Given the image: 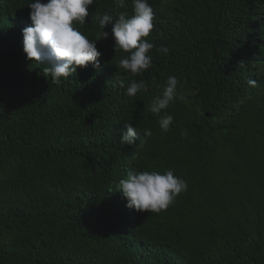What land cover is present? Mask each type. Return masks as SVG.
<instances>
[{
    "label": "trees",
    "instance_id": "obj_1",
    "mask_svg": "<svg viewBox=\"0 0 264 264\" xmlns=\"http://www.w3.org/2000/svg\"><path fill=\"white\" fill-rule=\"evenodd\" d=\"M28 2L0 0V264H264V0H148L156 47L139 75L97 19L132 0H94L73 27L98 40L100 67L60 84L22 50ZM169 76L185 99L162 132L149 106ZM133 80L145 88L129 97ZM133 170H172L187 189L135 211L117 190Z\"/></svg>",
    "mask_w": 264,
    "mask_h": 264
},
{
    "label": "clouds",
    "instance_id": "obj_2",
    "mask_svg": "<svg viewBox=\"0 0 264 264\" xmlns=\"http://www.w3.org/2000/svg\"><path fill=\"white\" fill-rule=\"evenodd\" d=\"M94 0H29V19L31 26L22 29V50L26 59L45 65L43 73L51 77V82L60 84L61 78H68L77 72V68L89 65L99 69V57L102 53L97 49L98 40H90L78 29L73 27V21L83 25L89 16V6ZM118 9L126 7V0H114ZM153 8L148 0H132V14L122 11L117 18L104 13L98 16L100 39H113L114 50L119 48L130 53L120 59L119 67L125 72L139 75L151 67L152 57L147 55L154 47L148 37L153 29ZM110 25V32L103 31ZM156 51L168 54L167 46H160ZM244 67V63H239ZM116 84L125 88L123 78H118ZM179 81L175 76H169L163 87V92L153 98L149 111L158 117L159 128L168 132L174 117L171 114L160 115L176 99L184 100L183 94H178ZM252 88L258 87V82L248 79ZM145 88L143 80L131 81L124 94L132 97ZM126 131L121 133L120 142L133 145L137 140V130L130 123H124ZM151 130H145L143 136L150 137ZM185 180L174 175L172 170L163 173L158 171H130L127 178L119 180L118 191L126 198V207L138 212H160L168 208L175 198L186 191Z\"/></svg>",
    "mask_w": 264,
    "mask_h": 264
}]
</instances>
